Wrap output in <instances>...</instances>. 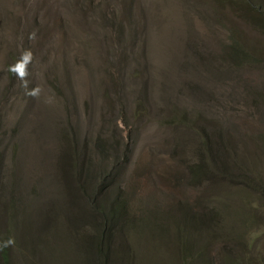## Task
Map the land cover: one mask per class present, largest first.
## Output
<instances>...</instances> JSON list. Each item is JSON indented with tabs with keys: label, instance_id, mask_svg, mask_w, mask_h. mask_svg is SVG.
Returning a JSON list of instances; mask_svg holds the SVG:
<instances>
[{
	"label": "rangeland",
	"instance_id": "374dc122",
	"mask_svg": "<svg viewBox=\"0 0 264 264\" xmlns=\"http://www.w3.org/2000/svg\"><path fill=\"white\" fill-rule=\"evenodd\" d=\"M246 1L0 0V177L25 175L18 184L27 195L38 182L47 189L65 131L100 179L115 175L135 216L207 220L190 264H229L234 257L264 264V26L256 12L257 6L264 11V0H249L255 10ZM230 34L260 58L243 72L257 94L246 84L241 92L258 102L218 114L223 124L202 123L218 150L232 142L241 151L237 159L230 147L229 159L236 172L247 174L235 187L244 189L248 179L252 203L227 196L234 187L224 180L193 178L188 165L199 153V128L164 124V88L181 74L178 65L193 62L197 51L220 54ZM183 97L175 101L186 110L201 104L191 92ZM7 227L0 218L1 237L8 236ZM152 242L139 246L152 248ZM175 249L163 246L156 259L171 263ZM148 252L138 249L141 257Z\"/></svg>",
	"mask_w": 264,
	"mask_h": 264
},
{
	"label": "trees",
	"instance_id": "16d2710c",
	"mask_svg": "<svg viewBox=\"0 0 264 264\" xmlns=\"http://www.w3.org/2000/svg\"><path fill=\"white\" fill-rule=\"evenodd\" d=\"M246 2L247 6L255 10L253 6H257L256 4L249 0ZM262 9V6H257L256 12L262 17L261 24L264 26ZM215 58L223 63H215ZM257 58V53L248 50L235 34H230L222 44L220 54H203L197 51L193 62L183 60L178 65L181 74L176 72L177 76L164 88L165 126L199 128L196 145L199 153L197 158H191L193 160L188 165L192 177L204 181H214V177L218 182L220 179L224 180L226 187L227 183L234 187L227 196L236 195L244 198L246 203L254 202L249 194L248 179L244 182V189L242 184L235 187V183L239 179L243 182L241 178L247 174L245 171L236 172L229 159L230 147L237 159L241 151H237L232 142H229L223 152L218 150L212 141L213 135L209 127L202 122L218 121L223 124L217 118L218 114L240 110L239 105L256 106V95L251 96L248 92V96L243 97L241 92L244 93L243 86L246 84L253 94H257L243 74L249 62ZM171 68L169 66L168 70ZM190 92L201 102L192 111L176 102L179 97L183 100V95ZM140 101L147 111V102L143 99ZM211 113L216 115L213 119L210 117ZM67 134L65 131L62 133L61 141L64 139V143L55 156L51 170L52 181L50 179L51 184L47 189L38 182L27 195L18 184L25 179V175L12 172L8 178L0 177V218L3 217L8 226L5 229L8 236H0L1 262L15 264L16 258L12 254L14 249L22 264H161L156 259L155 252L170 244L176 246V260L169 264H190L194 261V251L200 252L195 248L197 239L207 227V220L187 214L188 216H181L173 223H164L147 216H135L115 175L100 179L101 172L97 171L96 166L86 162V157H82L76 145H71ZM37 135L39 144H42L45 137L40 133ZM102 140L108 145L110 143V146L117 144L112 143L110 138L102 137ZM43 161L46 162L45 159ZM239 163L240 161H236L235 164ZM36 174L35 169L31 172L29 170L31 178ZM40 192H45L46 196L40 197ZM227 192L229 189L220 194L225 195ZM212 219L213 224H216L217 219ZM8 241H11V245L6 243ZM151 241H154L152 248L146 247ZM140 244L146 246L140 247ZM138 249H149L150 252L141 257ZM229 264L246 263L234 257Z\"/></svg>",
	"mask_w": 264,
	"mask_h": 264
},
{
	"label": "clouds",
	"instance_id": "9594fccd",
	"mask_svg": "<svg viewBox=\"0 0 264 264\" xmlns=\"http://www.w3.org/2000/svg\"><path fill=\"white\" fill-rule=\"evenodd\" d=\"M11 241H8V242H6V243H10Z\"/></svg>",
	"mask_w": 264,
	"mask_h": 264
}]
</instances>
